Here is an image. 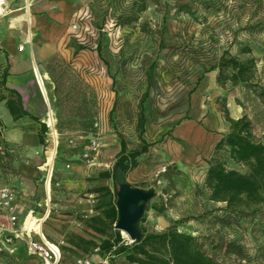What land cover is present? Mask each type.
Instances as JSON below:
<instances>
[{
  "label": "rangeland",
  "instance_id": "rangeland-1",
  "mask_svg": "<svg viewBox=\"0 0 264 264\" xmlns=\"http://www.w3.org/2000/svg\"><path fill=\"white\" fill-rule=\"evenodd\" d=\"M83 4L77 31L68 38L69 58L52 67L50 79L57 86L51 104L53 124L47 127L42 145L38 141L0 143V189H8L18 202L33 191L41 199L51 162V210L44 225L55 234L70 228L85 236L78 218L97 214L99 204L107 200L90 190L106 184L113 190L110 181L97 176L111 168L121 139L127 151L139 146L141 114V138L152 145L137 159L138 167L126 176V182L154 193L146 203L142 227L162 232L175 226L197 238L216 264H264V204L252 218L220 224L224 205L209 202L202 187L204 161L213 153L211 144L187 162L177 161L173 151H184L199 139L193 123L179 125L177 134L183 139L174 137L175 125L184 117L195 121L207 136L225 133L222 104L231 117L246 115L256 137L264 131V100L258 91L248 85L219 88L211 69L223 52L240 61L252 58L254 81L264 87L261 0H85ZM135 16L137 20L132 21ZM197 105L201 114L194 118L190 113ZM80 115H86L90 123L85 132L78 128ZM207 116L215 119L212 125H204ZM57 122L61 133L56 131ZM53 131L56 137L49 161ZM80 133L87 140L97 137L100 143L90 168L77 151ZM218 156L224 159L222 153ZM166 166L168 171L160 174ZM225 166L243 171L229 161ZM67 181L74 183L70 191L65 188ZM54 191L63 195L55 197ZM66 193L81 203L67 204ZM45 208L41 204L33 211L40 214ZM232 245L241 248L242 254L227 251ZM59 246L68 254L66 263L76 257L62 243ZM107 263L126 264L121 256Z\"/></svg>",
  "mask_w": 264,
  "mask_h": 264
},
{
  "label": "trees",
  "instance_id": "trees-1",
  "mask_svg": "<svg viewBox=\"0 0 264 264\" xmlns=\"http://www.w3.org/2000/svg\"><path fill=\"white\" fill-rule=\"evenodd\" d=\"M139 11H142V8ZM136 20V16L132 18V21ZM78 48L82 49L81 46ZM96 53L101 59L99 44L96 45ZM61 60L54 58L48 63L50 78L53 65ZM211 69L216 72L214 81L219 88L223 89L227 84L231 87L248 85L256 89L258 96L264 100V87L258 86L254 81L256 64L252 58L240 61L223 52ZM54 83L57 84V81ZM56 89L55 85L54 93ZM143 101L144 98L141 99L140 104ZM6 106L13 113L12 104H6ZM221 107L226 132L212 144V156L204 161L206 168L202 187L207 192L209 202L224 205L225 214L218 218V222L228 226L232 219L252 218L264 204V131L260 137H256L246 115L232 119L225 105L222 104ZM87 118L86 115L79 117L78 128L82 132H85L90 126ZM182 120H189V118L184 117L178 120L176 125ZM57 123L56 131L61 133L60 124ZM143 123V117L140 114L137 124L140 130L139 146L127 151L125 142L121 139L119 151L111 168L97 176L99 180L110 181L113 190L110 191L107 184L95 186L90 190L91 193L101 194L107 200L99 204L97 214L78 218V222L87 231L89 239L69 233L66 235V243L72 248V253L75 251L83 255L96 253L101 258L107 257L109 262H112L113 257L121 256L126 264H216L214 259L205 253L203 245L197 238L179 232L175 226H170L162 232H147L142 227L145 220L144 214L137 223V228L142 235L141 240L137 243L129 244L127 240H124L121 232L114 229L117 220L115 208L117 185L126 182V176L138 167L137 159L147 154L152 145L147 144L141 138ZM47 130L46 125L41 123L37 133L38 143L41 145L44 143ZM77 138H80L77 148L80 154L86 149L87 137L80 133ZM219 153L223 154L224 159L218 156ZM226 161L242 168L243 171L227 168ZM167 171L168 167L166 166L160 174ZM227 251L237 255L242 254L241 248L234 245L230 248L228 246Z\"/></svg>",
  "mask_w": 264,
  "mask_h": 264
},
{
  "label": "crops",
  "instance_id": "crops-1",
  "mask_svg": "<svg viewBox=\"0 0 264 264\" xmlns=\"http://www.w3.org/2000/svg\"><path fill=\"white\" fill-rule=\"evenodd\" d=\"M84 1L0 0V143L22 144L26 141H38L37 133L40 124H45L44 120L45 118L47 120L48 114L52 115L54 85L50 79L48 63L54 58L63 60L69 58L70 25L75 15L82 12ZM36 73L41 79L44 92L37 82ZM6 104H12L13 113ZM200 114L198 105L193 113H190L194 118ZM240 116L235 114L234 117H230L237 119ZM212 117L207 116L204 125H212L215 120ZM183 123H193L199 139L196 138L197 143L187 146L184 151L173 149L177 161H189L204 145L212 146L220 138V135L207 136V132L193 120H182L176 125L173 131L174 137L183 139L177 134L178 128ZM45 125L50 127L48 123ZM44 186L45 183L41 199L33 191L25 199L19 202L14 201L17 207L16 228L30 232L35 240H39L41 235L58 246L62 243L65 246L64 250L72 253V248L66 243V235L73 233L86 239H89V236L87 234L84 236L70 228L55 234L51 228L44 225L51 210L50 190L49 194H46ZM73 187V181L65 183L66 191L72 190ZM137 188L141 189V187ZM52 194L55 197L63 195L56 191ZM66 197L68 199L66 203L69 205L81 203L72 193H66ZM41 204L46 207L42 210L43 213H34V206H41ZM0 211V224H5L7 214L1 208ZM29 223H32L34 227H28ZM2 240L0 237V264H43L39 257L27 252L21 241L12 239L10 243H3ZM59 249L61 264H72L74 259L80 256H87L92 262L94 258L98 259L97 262L102 261L95 253L83 255L75 251L73 254L76 257L66 263L68 254L63 253L60 246Z\"/></svg>",
  "mask_w": 264,
  "mask_h": 264
},
{
  "label": "built area",
  "instance_id": "built-area-1",
  "mask_svg": "<svg viewBox=\"0 0 264 264\" xmlns=\"http://www.w3.org/2000/svg\"><path fill=\"white\" fill-rule=\"evenodd\" d=\"M261 2L264 5V0H261ZM78 17L79 14H76L70 25V30L73 33L77 31L76 21ZM69 144H73V140H69ZM99 150L100 143L98 138L90 137L87 140L86 149L80 153V159L85 167L90 168L94 166ZM162 171H164V168ZM89 197L92 198V196ZM0 208L7 214L6 223L0 224V237H2L3 243H10L12 239H17L23 243L29 254L39 257L43 264H61V252L58 245L46 240L41 235L39 240H35L30 232H24L16 228L17 218L14 214L15 206L13 194L6 188L0 189ZM107 261L108 258L105 257L100 264H108ZM72 264L96 263L92 262L87 256H80L76 257Z\"/></svg>",
  "mask_w": 264,
  "mask_h": 264
},
{
  "label": "water",
  "instance_id": "water-1",
  "mask_svg": "<svg viewBox=\"0 0 264 264\" xmlns=\"http://www.w3.org/2000/svg\"><path fill=\"white\" fill-rule=\"evenodd\" d=\"M36 78L42 92H44L41 79L37 73ZM153 195L152 190L145 191L137 187H132L127 182L117 185V191L115 193L117 220L114 224V229L119 233L123 232L126 234L129 244L137 243L142 238L137 228V223L145 212L147 201Z\"/></svg>",
  "mask_w": 264,
  "mask_h": 264
},
{
  "label": "bare ground",
  "instance_id": "bare-ground-1",
  "mask_svg": "<svg viewBox=\"0 0 264 264\" xmlns=\"http://www.w3.org/2000/svg\"><path fill=\"white\" fill-rule=\"evenodd\" d=\"M44 76V75H43ZM47 123L50 125V127L52 126V124H53V118H52V115L51 114H48L47 115ZM50 129V128H49ZM51 131V130H50ZM52 133V132H51ZM51 138H52V149H51V155L49 156V161L51 160V157H52V155H53V152H54V143H55V135L54 134H52V136H51ZM49 168H50V173H51V171H52V169H53V165H51V162H50V165H49ZM50 173L48 174V177H49V175H50ZM48 177H47V180H46V182H45V186H44V189H45V193L46 194H49V191H48V184H47V181H48ZM39 226V225H38ZM28 227H34V226H31L30 224H29V226ZM40 228V227H39ZM36 230V229H35ZM121 234H122V236H124V233L123 232H121ZM125 236H126V234H125ZM127 237V236H126ZM128 239V238H127Z\"/></svg>",
  "mask_w": 264,
  "mask_h": 264
}]
</instances>
